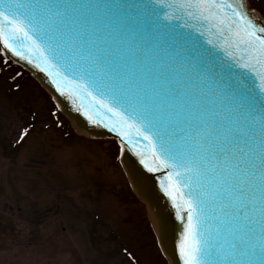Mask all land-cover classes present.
I'll use <instances>...</instances> for the list:
<instances>
[{
  "label": "water",
  "instance_id": "1",
  "mask_svg": "<svg viewBox=\"0 0 264 264\" xmlns=\"http://www.w3.org/2000/svg\"><path fill=\"white\" fill-rule=\"evenodd\" d=\"M217 2L235 5L258 29L264 28V17L255 10L248 9L246 0ZM5 3H10L13 11H18L22 16L36 15L39 23L33 25V34L41 41L43 50H29L22 47L20 41L12 39L17 51L24 53L17 55V51L9 48L3 38H0V49L40 84L77 133L88 138L114 139L119 144V164L135 195L146 204L157 244L168 264H185L181 253V243L185 240L188 223V209L183 206L184 198L190 194L209 191L211 194L202 196L203 203L197 209H203L198 225L200 235L210 240L217 249L223 245L224 253L229 258L252 261L255 264L260 256L261 244L259 215L250 212L247 220H226L224 205L229 201L216 193L219 191L228 195V191L219 188V182L213 179L212 172L201 176L192 175L189 187L184 186L189 183V174L181 173L179 177H175L181 181L176 188L168 179L169 172L178 171L171 167V163L175 161H170L169 166L164 167L153 153V144L156 151H160L162 137L165 141L171 138L173 145L178 141L182 135L178 129L187 128L183 117L177 120L175 116L167 115L162 119L160 115L154 114L143 123L137 119L142 132L138 133L135 127L124 128L127 135H121L120 117L89 95L91 91L131 117L134 111L138 115L142 113V106L133 101L134 96L155 95L170 101L173 91L190 90L193 100L201 101V107L214 106L220 110L223 103L231 120L239 121L237 130L243 129L258 144V137L249 129L259 131L258 123L254 120L259 114L264 91L260 88L257 73L236 63L241 53L229 56L221 46L219 32L214 28L210 30L206 21L189 18L182 11L173 13L179 19H165L166 9L157 0H5ZM37 3L56 6L52 11L59 14L57 26L59 27V20L65 21L61 29L64 32L62 40L45 38V33L52 35L48 31L49 18L45 17L40 21V13H36L34 7ZM224 12L231 17V9L225 8ZM41 28L43 31H40ZM257 34L264 35L259 32ZM69 36L76 39L69 42ZM81 38L86 42L84 50L80 49L78 42ZM57 44L60 45L58 49ZM191 44L210 50L214 62L230 69L234 78L242 80L244 88L250 92L256 104L253 107L247 104L240 107L235 102L229 104L228 100H222L213 94L217 91L225 95L227 93L222 86L216 88L210 83L205 72L200 70L197 75L190 68H181L180 65L184 63V52L181 49H186ZM98 48L101 50L99 55L107 58L108 66L101 67L95 63ZM89 51L91 56L88 55ZM177 52L179 55H176ZM45 57L50 63H45ZM57 80L60 81V87L57 86ZM76 81L80 83L77 84ZM84 83L89 85L87 89L81 86ZM116 93L126 96L128 102L113 103L110 96ZM183 99L186 100L187 97ZM162 111L168 113L169 109L163 107ZM144 133L151 135L152 139L149 140ZM232 166L238 167L235 161ZM235 176L244 180L240 171H236ZM230 184L231 182L229 187ZM166 188L173 192L175 200ZM236 192L239 194L238 189ZM244 197L251 208L252 193L245 192ZM177 204H181V207L178 208ZM231 204L238 207L235 196L231 198ZM231 244H236L235 250L230 247ZM208 258L216 259V255Z\"/></svg>",
  "mask_w": 264,
  "mask_h": 264
},
{
  "label": "rangeland",
  "instance_id": "2",
  "mask_svg": "<svg viewBox=\"0 0 264 264\" xmlns=\"http://www.w3.org/2000/svg\"><path fill=\"white\" fill-rule=\"evenodd\" d=\"M248 4L264 15V0ZM1 61L0 264H166L114 143L78 136Z\"/></svg>",
  "mask_w": 264,
  "mask_h": 264
},
{
  "label": "snow or ice",
  "instance_id": "3",
  "mask_svg": "<svg viewBox=\"0 0 264 264\" xmlns=\"http://www.w3.org/2000/svg\"><path fill=\"white\" fill-rule=\"evenodd\" d=\"M157 3L166 9L164 11L165 19H179L180 17L174 16L173 13L182 11L189 18L208 22L210 30L214 28L219 32L222 40L221 46L224 47L229 56H235L237 52L241 53L236 63L242 68L257 73L260 88L264 91V35L257 34L258 32L264 33V28L258 29L235 5H225L218 3L217 0H157ZM34 7L36 13H40V21H43L45 17L49 18L48 31L52 35L49 36L48 33H45V38L62 40L64 32L61 29L65 21L59 20V27L57 26L59 14L52 11L56 6L37 3ZM225 8L231 9V17L224 12ZM38 23L35 14L30 17L22 16L18 11H13L10 3L0 0V38H3L4 43L13 51H17V48L11 42L12 39L20 41L21 46L27 47L29 50H43L41 41L33 34V25ZM40 31H43V28ZM75 39V37L69 36V42ZM23 41L29 43L24 44ZM78 42L80 49L84 50L86 42L82 38ZM56 47L58 49L60 45L57 44ZM100 51L98 48L95 63L101 67L108 66L107 58L99 55ZM181 51L184 52L182 57L184 63L180 65L181 68H190L197 75L202 70L206 73V79L210 83H213L216 88L222 86L226 90V95L217 91L213 93L215 96L221 97L222 100H228L229 104L235 102L240 107L245 104L253 107L256 104V101L251 98L250 92L244 88L242 80L239 77L234 78L230 69L214 62L213 53L210 50H204L195 44H191ZM23 54L22 51H17V55ZM88 55L91 56L92 53L89 51ZM176 55H179V52ZM45 63H50L47 57H45ZM117 78L119 77L117 76ZM63 79L67 80L68 77H63ZM75 83L79 84L80 82L76 81ZM57 86L60 87L59 80H57ZM81 86L85 89L89 87L87 83ZM63 90L61 87V91ZM161 91L165 90L161 89ZM140 92H143V89H140ZM89 95L92 96L93 100H99L100 104L120 117L121 127L119 130L121 135H127L124 128L135 127L138 133L142 132L141 126L136 122L137 119L143 123L154 114L160 115L162 119L166 118L167 115L175 116L177 120L183 117V123L187 124V128L178 129L182 133L178 141L173 145L171 138L165 141L162 137L160 151L157 152L155 144H153V153L164 167H168L170 161H175L171 163V167L178 169V171L169 172L168 179L176 188L179 187L181 181L175 177H179L181 173L189 174V183L184 185L189 187L192 175L201 176L212 172L214 174L213 179L219 182V188L228 191V195L219 191L216 193L217 196H222L225 201H229L224 205L226 220L229 218L237 221L240 219L247 220L250 212L257 213L262 231L260 256L255 264H264V97L261 98L259 114L254 120L258 123L259 131L249 129L253 135L258 137L257 144L243 129L237 130L239 121L233 122L231 120L230 113L223 103L220 110L214 106L211 108L201 107V101L199 99L193 100L190 90L181 91L177 89L173 91L170 101L155 95L134 96L133 101L142 106V113L138 115L134 111L131 117L91 91ZM185 96L187 97L186 100L183 99ZM110 99L113 103L128 102L127 97L119 93L111 95ZM163 107H167L169 112H163ZM253 110L255 109L253 108ZM149 125L152 126L151 121H149ZM144 135L149 140L152 139L148 133H144ZM164 135H168V133H164ZM233 161L238 166L237 168L232 166ZM236 171H240L241 175L244 176L243 181L235 176ZM237 189L239 194L236 192ZM166 191H169V195H172L174 200L176 199L172 191L167 188ZM245 192L252 193L251 208L245 202ZM210 194L209 191L203 194H190L184 198L183 206L188 209L185 240L181 243V253L184 256L185 264H253L252 261L229 258L224 253L223 245L217 249L210 240L204 239L200 235L198 225L201 222L200 217L203 209L201 208L200 211L197 209L203 203L202 196ZM233 196L238 202V207L231 204ZM257 205L259 206L257 207ZM177 207H181V204H177ZM230 247L235 250L236 244H231ZM213 254L216 255V259H209L208 257Z\"/></svg>",
  "mask_w": 264,
  "mask_h": 264
},
{
  "label": "bare ground",
  "instance_id": "4",
  "mask_svg": "<svg viewBox=\"0 0 264 264\" xmlns=\"http://www.w3.org/2000/svg\"><path fill=\"white\" fill-rule=\"evenodd\" d=\"M147 213H148V211H147Z\"/></svg>",
  "mask_w": 264,
  "mask_h": 264
}]
</instances>
